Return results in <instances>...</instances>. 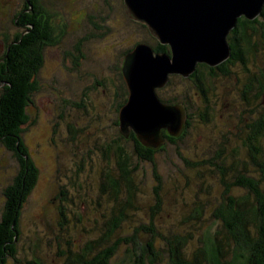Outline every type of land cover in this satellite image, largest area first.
<instances>
[{
	"label": "rangeland",
	"instance_id": "374dc122",
	"mask_svg": "<svg viewBox=\"0 0 264 264\" xmlns=\"http://www.w3.org/2000/svg\"><path fill=\"white\" fill-rule=\"evenodd\" d=\"M22 2L0 0V52L1 45H5L4 38L8 43L21 30L12 21L13 11H19ZM43 4L56 15V23L65 25V29L56 44L43 50L37 87L26 109L28 118L22 137L38 178L23 204L14 258H8L6 264H80L76 254L83 247H92L90 253H85V257H91L100 250L99 245L104 244L105 224L102 225L111 224L112 209L118 210L116 205L111 207L106 197L100 196L102 183L107 188L105 173L112 174L107 170V164L112 167L110 153L103 156L100 150L120 133L118 69L122 67L125 49L133 47L137 40L152 43L154 37L144 24L125 14L122 0H43ZM7 10L12 12L8 15ZM250 63L246 67L248 71L239 64L229 65L228 77L217 74L210 78L206 70H202L204 76L199 73L201 81L197 84L195 79L171 74L170 82L159 88L160 96L184 102L185 110L191 114V123L185 139L179 141L176 148L169 144L155 155V167L145 160L139 161L141 168L131 177L137 189L136 210L126 209L127 218L147 226L150 208L156 203L154 195L159 193L157 196L163 205L156 220L163 222L156 224L162 232L165 224L182 237L184 224L180 225L177 219L182 218L179 212L183 209L187 216L193 203L198 202L206 224L212 223L210 214L229 194L244 193L236 186L227 190V184L234 180L232 171L227 168V159L223 162L224 182L219 183L215 177L214 183H210L211 192L209 189L200 191L195 176L193 183L188 181L190 167L181 160L176 149L182 153L185 147L193 156H184L197 161L215 158L217 149L223 151V155L235 150L236 154L243 155L238 167L245 166V174L261 175L260 167L244 157L247 149L241 144L246 138L244 132L248 131L246 124L257 119V114L252 113L253 98L247 102L241 97L242 83L264 67V59H251ZM198 86L207 89L206 93L204 91L207 102ZM200 114L211 118V123H201ZM124 146L129 152V143ZM135 157L129 159L132 161ZM218 160L217 157L215 161ZM19 164L13 152L0 143V220L7 202L4 192L20 170ZM154 169L163 182V191L157 193L152 189L153 182L156 184ZM183 172L184 179L179 180ZM177 202L179 204L173 206ZM131 247L121 244L112 257V264H135L137 258L130 252ZM133 249L139 255L140 251Z\"/></svg>",
	"mask_w": 264,
	"mask_h": 264
},
{
	"label": "trees",
	"instance_id": "16d2710c",
	"mask_svg": "<svg viewBox=\"0 0 264 264\" xmlns=\"http://www.w3.org/2000/svg\"><path fill=\"white\" fill-rule=\"evenodd\" d=\"M10 12L12 11H5L8 15ZM13 15L12 24L21 30L14 34L12 41L8 43L2 36L5 45H1L2 51L0 52V143L13 152L16 160L20 163V170L4 192L7 202L0 220V264H6L8 258H14L23 204L38 178L37 170L27 154L26 144L22 137L25 131L23 126L27 123L28 118L26 109L31 104L32 92L37 87V75L43 66V50L47 46L56 44L63 33L62 29H65V25L62 26L60 23L59 26L56 23V15L44 7L43 0H23L21 9L17 12L13 11ZM142 26L146 29L144 25ZM150 37L152 38V36ZM142 42L146 41L137 40L133 47ZM227 42L230 47V56L225 61L213 67L203 63L197 64L189 79H195L197 84L201 81L199 73L204 74L202 70H206L205 72L210 78L217 74L228 77L230 76L229 65L239 64V67L242 66L245 71H248L246 67L251 59H264V5L260 15L255 19L248 20L243 16L237 19L235 27L227 35ZM146 43L155 52L169 53L168 45L159 43L154 37L152 43ZM133 47L124 50L122 66L125 54ZM120 67L118 76L121 100L117 110L126 102L128 94L122 77V67L121 69ZM263 68L246 78L242 83L243 93H241V97L247 102L253 98L251 101L255 105V109L252 110V113L257 114L254 123L246 124L248 131L244 132L246 133L244 143L241 142L242 147L247 149L244 157L249 159V163H255L260 167L261 175L257 177L245 174L243 172L245 166L238 167L241 161L240 157L242 158L243 155L236 154L235 150L223 155V151L217 149L215 158H203L197 161L189 160L184 156V154L192 155L187 152L185 147L182 148V153H178L179 149H176L181 160L187 167H190L187 170L189 172L187 174H190L188 181L193 183L195 176V184H199L200 191L210 190V183L215 177L218 178L219 183L224 182L222 176L225 173L223 164L225 159L228 160L227 168L234 175V180L226 186L227 190L232 186L244 190L243 194L238 193V197L229 194L224 203L213 210V213L210 214L213 219L212 223L206 224L202 207L197 204L198 202L193 203L194 207L189 209L187 216H184L183 209L179 212V215L182 214V218L177 219L180 225L184 224V234L182 233V237H179L178 232L173 231L170 226L163 224L162 232L161 227L156 224V222H163L156 220V216L162 211L163 202L158 199L157 194L159 193L157 192L162 190L163 182L157 176L155 169L152 170V173L155 175L153 177L156 184L153 182L152 189L157 193L154 195L156 203L150 208L147 226L138 225L132 219L127 218L125 210L128 208L136 210L134 207L136 201L134 200H137V189L133 186L131 177L133 178L132 175L136 174L135 171L141 168L139 161L145 160L155 167L153 160L156 154L162 153L166 145L169 144L176 148V144L185 139L187 128L191 123V114L186 110L187 118L179 136L172 137L167 132H162L165 141L158 148L144 147L133 131L127 134L116 133V138L111 139L100 150L103 156L110 153L112 159L109 161L112 167L107 164V170L112 174L105 173L108 180L107 188L102 183L100 196H102L101 198L106 197V200L110 201L111 207L116 205L119 214L112 209L111 224L106 222V228V223H103L102 226L105 224V230L102 232V238L105 239V242L99 245L100 250L96 254L85 257V253L91 252V246L83 247L84 249L76 254L80 264H112V257L121 244L130 245L140 251L139 255H136L134 249L130 248V252L137 258L134 261L135 264H145L143 260L147 261V264H264ZM96 86L99 87L97 83ZM197 88L201 91V95L205 96L207 89L202 86ZM207 88L210 90L209 87ZM155 93L164 103H180L176 99H166L160 96L159 89H156ZM204 100L207 102L206 96ZM205 112H207L206 108ZM199 121L211 123V118L200 114ZM125 141L130 145L129 152L132 150L130 154L128 148L124 146V144L127 145L124 143ZM133 155L136 157L131 161ZM217 157L219 160L215 161ZM223 157L225 158L223 159ZM182 174L183 176L179 180L184 179V172ZM175 180L179 182L178 178ZM177 204L179 203L177 202L173 206ZM118 205L121 206L118 207ZM60 217L62 218V215Z\"/></svg>",
	"mask_w": 264,
	"mask_h": 264
},
{
	"label": "water",
	"instance_id": "95a60500",
	"mask_svg": "<svg viewBox=\"0 0 264 264\" xmlns=\"http://www.w3.org/2000/svg\"><path fill=\"white\" fill-rule=\"evenodd\" d=\"M125 14L144 24L169 53L155 52L145 43L125 54L122 77L127 100L118 110V131H133L142 145L158 148L183 130V103L161 101L155 90L171 74L189 77L198 63L215 66L230 56L227 35L240 17L253 20L264 0H122ZM121 69V68H120ZM121 71V70H120Z\"/></svg>",
	"mask_w": 264,
	"mask_h": 264
}]
</instances>
